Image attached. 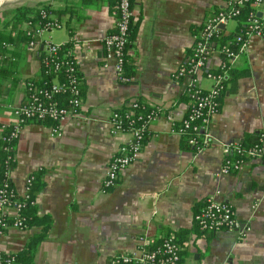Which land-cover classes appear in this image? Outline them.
Segmentation results:
<instances>
[{"label": "crops", "instance_id": "crops-1", "mask_svg": "<svg viewBox=\"0 0 264 264\" xmlns=\"http://www.w3.org/2000/svg\"><path fill=\"white\" fill-rule=\"evenodd\" d=\"M228 1L133 0L128 83L118 79L114 60L106 58L103 45L117 19L115 0L46 2L49 15L62 26L44 36L70 43L83 104L77 116L61 123L58 135H51L50 122L35 121L22 125L17 134L12 186L23 196L27 178L34 176L33 214L49 218L33 257L35 264H108L117 253L138 254L142 239L152 243L177 233L186 234L179 264H264V148L261 157L243 161L235 172L222 171L226 145L264 131V35L251 36L233 61L218 50L208 56L209 70L225 61L228 68L247 70L234 92L225 91L207 126L209 144L199 151L184 148L181 135L172 132L173 124L188 111L191 80L172 74L189 56L207 18ZM10 17V9L0 12V28ZM237 26L234 18L222 30L234 35ZM19 49L11 62L16 63L18 83L12 84L10 78L0 83L4 104H21L23 81L41 73L37 52L22 44ZM197 79L204 90L212 86L205 74ZM135 99L156 106L160 115L148 124L137 160L119 174L112 188L103 189L108 162L131 137L128 132H111L110 117ZM13 119L9 108H0V143ZM211 196L232 206L236 229L196 228L193 215ZM7 214L13 216L14 210ZM41 229L39 223L26 228L10 225L0 234V252L21 251Z\"/></svg>", "mask_w": 264, "mask_h": 264}, {"label": "built area", "instance_id": "built-area-1", "mask_svg": "<svg viewBox=\"0 0 264 264\" xmlns=\"http://www.w3.org/2000/svg\"><path fill=\"white\" fill-rule=\"evenodd\" d=\"M246 2L248 0L228 1L224 7L209 16L197 34L189 56L172 74L174 78L191 77L187 87V93L191 97V105L185 116L178 123L179 127L173 124L172 132L181 134L186 130L192 131L195 135L190 138V144L196 147V151L203 149L209 144L207 126L217 112V97L224 88L223 77L226 73L225 69H222L221 72L209 70L206 67L208 56L215 50H218L226 57L227 61H233L240 52L246 49L248 39L251 36L264 35V0H253L252 5L254 6V10L249 13L246 26L234 35V41L238 45L237 51L232 50L229 47V43L221 46L214 45V39L219 35L221 30L220 25H225L229 20L238 17L240 7ZM39 10V13L43 17L46 18L48 16V20L44 25H24L29 36L25 46L35 51L41 47L43 50V58L41 59L43 66L51 67L61 77H55L49 83V86L44 85L41 87H37L34 80H24L22 84L25 97L21 104H4L0 101V108H9L14 117L11 123V137H17L21 126L30 121L46 122V120L51 123V135H58L60 134L61 123L68 117L77 116L83 104L76 76V73L79 72L77 58L72 53L65 59L60 58L59 52L63 43L53 42L50 35L44 36V33L60 28L62 24L58 19L48 15L44 8H40ZM133 18L134 13L131 0H119L118 15L114 28L103 37L105 56L108 59L112 58L114 60V68L118 79L124 83L132 80V77L123 74V65L125 62L128 25ZM0 45L4 48V53L0 55L1 61L3 63L14 61V56L8 52L13 48L12 44L1 42ZM224 65L225 63L220 66L223 67ZM202 74H205L212 81V86L208 90L202 89L199 85L197 77ZM61 97L67 100L66 105L60 103ZM129 105L132 108H136L138 103L137 101H132ZM132 111L130 110L126 117H129ZM160 111L157 108L155 113L148 115L146 123H150L158 117ZM131 120L134 121V119ZM110 123L112 126L111 132H128L131 134V137L126 143L119 146L116 153L108 162L102 181L103 189H110L117 183L119 174L132 162L137 160L144 147L142 133L145 124L140 127H134L133 123L130 122L128 131H125V127L118 120L117 110L112 113ZM197 137L201 139L200 144L197 141ZM262 137L264 138V132L262 133ZM233 147V144L226 145L224 148L226 154ZM263 148L264 141L249 149L246 155L250 158L261 157ZM240 164H233L225 158L222 171L230 173V167L237 170ZM8 176L10 177V171H8ZM31 179L32 177L27 178V190L23 196H19L20 200H12L14 196L18 197L12 185L9 187L6 183L0 188V234L3 233L2 229L9 225L8 219H11V225L22 228L23 223L19 211L24 206L23 200L27 198ZM216 193H219V191H216ZM10 208L14 210L13 216L7 214V210ZM193 223L201 232L232 231L238 226L232 206L227 202L215 199L214 196L204 199L201 208L193 215ZM142 241L138 254L117 253L110 257L109 264L123 262H136L137 264H179V251L181 248L176 242L174 235L170 234L164 237L160 245L155 248H150L151 243L147 239H142ZM12 260L13 257L8 256V254L4 257L3 253L0 252V264H10Z\"/></svg>", "mask_w": 264, "mask_h": 264}, {"label": "trees", "instance_id": "trees-1", "mask_svg": "<svg viewBox=\"0 0 264 264\" xmlns=\"http://www.w3.org/2000/svg\"><path fill=\"white\" fill-rule=\"evenodd\" d=\"M253 0H248L242 7H240V13L238 15L237 21V32L241 29H243L244 26H246L249 18V13L254 10V6L252 5ZM132 5H134L133 0H131ZM118 4L119 0H115V10L118 15ZM40 8H44L46 13L49 15L50 9L49 6L46 5L43 2H38L33 5H21L16 6L10 9L11 17L4 21L2 27L0 28V43L1 42H8L11 43L13 48L11 51H8L9 54L14 55L18 52H20L19 45H25L29 39V36L27 35L26 29L24 28V25H31L35 26L36 24H42L44 25L46 21L48 20V16L45 18L43 17L39 12ZM10 30V32H9ZM235 33V32H234ZM235 33V34H236ZM134 34V19H131L128 25L127 30V45L125 47V62L123 65V74L128 75V61H127V48L129 47V43H131V40L133 38ZM234 34V35H235ZM234 35L232 33H225L224 30H220V33L217 37H215L214 45L221 46L223 44L229 43V47L232 50L237 51L238 45L236 41H234ZM70 43L66 42L63 43L61 46V50L59 52L60 58L65 59L66 57L70 56ZM37 56L40 60V69L41 73L37 77H29L25 80H34L35 85L37 87L41 86H49V83L54 79L55 77H61L60 74L55 73L51 67H44L41 59L43 58V50L41 47L37 49ZM4 53V48L0 45V55ZM224 56V55H223ZM12 61L6 63H3L0 59V83L2 80L10 78L12 80V84H17L19 79L17 78V75L15 74V69H13L16 66V63L14 65L11 64ZM14 62V61H13ZM225 65L223 67H219L218 69H215L216 72H221L222 69L226 70V73L223 77V84L224 88L217 97V111L220 108L221 99L225 93L226 90H229L230 92H234L237 88V81L239 78L247 75L246 69H232L228 68V65L226 64V61L224 62ZM5 65H9L5 67ZM78 86L81 90V77L79 72L76 73ZM229 85V88L227 86ZM187 96L189 98L191 105V97L190 94L187 93ZM133 101H137L138 106L136 108H132L131 105H129L131 102H129L124 107L117 109L118 113V120L124 126L125 131H128L129 123L132 122L134 127H140L143 124H145V128L143 130V139L142 142L145 144L146 141V135L148 132V124L146 123V117L152 113L156 112L157 107L151 106L145 102H142L138 99H135ZM60 103L63 105L67 104V100L64 97L60 98ZM189 108V107H188ZM130 110H133L132 113L130 112V116L126 117V115L129 113ZM140 117V118H139ZM148 118V117H147ZM131 119H134L132 121ZM46 122H50L46 120ZM178 126V123L176 124V127ZM179 127V126H178ZM11 131L12 127L7 126L4 128L2 137H1V143H0V188L3 187L6 183L10 187L12 185L11 178L8 176V171L12 170V166L15 162V145L17 137H11ZM264 132V131H263ZM262 131L254 132L251 134L246 135L242 141L234 143V147L231 148V150L228 152L226 158L231 163H242L243 161L250 159L248 155H246V152L254 147L255 145H259L264 141V138L262 137ZM182 146L184 148H190L196 151V147L190 144V138L193 137L195 134L190 131L186 130L182 132ZM200 138L197 137V141H199L200 144ZM236 169L233 167H230V173L235 172ZM35 178L34 176L31 179V184L29 187V190L27 192V198L23 200L24 206L20 209L19 214L23 223L22 228H26L28 226H31L34 223H39L42 225L41 232L35 236H33L22 248L21 251L17 253H9L8 256L13 257V260L10 264H35L33 261V257L35 254V251L37 249L38 244L41 242V240L45 237L46 231L49 227V218L47 216L38 218L36 217L33 212L35 209ZM13 201L20 200L19 196L12 198ZM12 221L11 219H8V226L11 225ZM7 227H4L2 230L4 231ZM197 228V227H196ZM198 229V228H197ZM199 230V229H198ZM200 231V230H199ZM176 242L183 246L184 242L186 241V234L184 233H177L175 234ZM162 239L156 240L154 239L150 245V248H155L158 245H160ZM180 246V248L182 247ZM180 253V261L184 258L185 251L182 250V248L179 251ZM3 256H6V253H3ZM180 263V262H179ZM109 264V261H108ZM119 264H137L136 262H126V263H119Z\"/></svg>", "mask_w": 264, "mask_h": 264}, {"label": "rangeland", "instance_id": "rangeland-1", "mask_svg": "<svg viewBox=\"0 0 264 264\" xmlns=\"http://www.w3.org/2000/svg\"><path fill=\"white\" fill-rule=\"evenodd\" d=\"M49 0H20L14 3H0V12H7L9 9L16 7V6H21V5H33L38 2H43L46 4ZM231 23V22H230ZM228 25V29H229Z\"/></svg>", "mask_w": 264, "mask_h": 264}, {"label": "bare ground", "instance_id": "bare-ground-1", "mask_svg": "<svg viewBox=\"0 0 264 264\" xmlns=\"http://www.w3.org/2000/svg\"><path fill=\"white\" fill-rule=\"evenodd\" d=\"M20 0H0V3H14Z\"/></svg>", "mask_w": 264, "mask_h": 264}, {"label": "water", "instance_id": "water-1", "mask_svg": "<svg viewBox=\"0 0 264 264\" xmlns=\"http://www.w3.org/2000/svg\"><path fill=\"white\" fill-rule=\"evenodd\" d=\"M224 27H225V25H223V24L220 25V28L221 29H224Z\"/></svg>", "mask_w": 264, "mask_h": 264}]
</instances>
